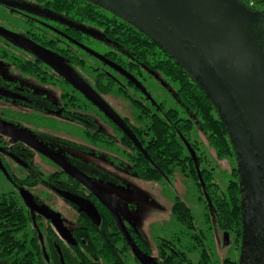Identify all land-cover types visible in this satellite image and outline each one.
I'll return each instance as SVG.
<instances>
[{
	"label": "flooded vegetation",
	"instance_id": "obj_1",
	"mask_svg": "<svg viewBox=\"0 0 264 264\" xmlns=\"http://www.w3.org/2000/svg\"><path fill=\"white\" fill-rule=\"evenodd\" d=\"M0 2L7 9V14L14 19V25L18 23L21 26L17 31H13L0 25V35L6 38L8 44L4 43L8 56L0 57V61L10 65L11 70L20 77L28 78V81L32 82L34 86L32 89L25 85L24 89L17 90L13 86L15 81H4L5 88L1 87L7 91V94L4 96L0 92V97H5V100L11 105L19 107L22 112L23 109L29 112L19 115V117L13 116L12 119L0 121V127L49 151L60 164L78 171L99 188V184L86 174V164L70 153L69 149L71 145L74 146V142L70 137L72 129L70 128L71 131L68 132V127L72 126L74 129V126H77V132L79 130V133L82 134L81 138L86 141L85 144L119 155L117 145L120 143L129 145L127 148L124 146L122 148L129 151L125 161L131 167L133 165L131 159L137 158V154L140 152L120 128L78 93L69 82L59 75V72L73 75L88 85L126 124L141 147L140 141L150 140L147 126L152 118H162L163 121L167 120L169 123L167 113L170 110L178 112L179 115L186 114L183 107L181 111H177L172 108L165 109L163 103L155 104L153 102L155 104L153 110L145 105L150 97H147L149 92L146 91L142 82L148 78L154 80L155 76L158 81L166 84L156 73L149 74L139 71L138 63L119 47L122 43L126 44V39L120 34L125 36V33H129L127 28H122L121 23H119L120 25L108 23L98 28V31L103 35L102 41L99 42L91 38V35L80 34L83 29L77 24L74 26L59 24L55 22L57 19L55 15L30 10L25 2L14 0H0ZM81 22L86 27L96 28L90 23ZM75 28H78L79 32L75 31ZM6 33L20 37L21 42L6 36ZM29 46L41 50L44 54L33 53ZM14 47L16 49H13ZM41 87L45 88L46 97L42 95L39 97L37 88L40 90ZM51 91L54 96L51 95ZM51 100H55V102L53 103ZM121 100L129 101L126 107L130 109L133 107L139 112L133 120L122 114L126 107L122 110L121 108L117 109ZM144 119H148V123ZM141 121L145 123L143 124ZM167 122L165 123L167 124ZM59 123L61 130L56 127ZM191 143L196 146V143ZM82 147L87 148L84 145ZM59 148L61 151H57ZM0 177L11 186L10 191L18 196L23 205L25 204L21 198V191L28 194L35 206V210H29V214L33 223L38 225L37 228L39 227L42 231L44 227L51 229L48 232L52 238L47 241L43 240L40 234L38 235L41 251L46 261L49 260L45 248L50 252L52 249L61 264L63 263L61 249H65L70 258H75L77 252H80L85 259V252L88 250V247H85V242L90 231L94 230L96 226L107 232L108 226L111 227L110 221L113 220L115 224L110 212L98 199L73 176L63 170L59 164L42 155L30 145L2 133H0ZM55 199H58L59 202H56ZM46 208L59 217L60 223L67 230L66 239L42 214V210ZM123 214V222L129 223L125 212ZM255 214L259 216L262 214L259 207ZM260 220L264 221V218L262 217ZM115 227L118 232L116 224ZM263 229L264 226L260 225L257 228L251 225L256 239L261 240V236L264 238ZM219 232L224 238L232 237L231 232ZM120 234L118 232V235L114 233L112 236L113 243L115 241V244H119L114 248H116V253L119 252V256L124 255L128 259L131 251ZM243 234L242 225L241 235L238 238L236 236L237 239L240 238L239 243L236 245L234 239L231 238V243H234L235 247L239 248ZM142 252L148 256L147 250H142ZM130 257L133 263H130L128 259L127 264H139L132 253ZM54 261L52 256L50 262L54 263Z\"/></svg>",
	"mask_w": 264,
	"mask_h": 264
},
{
	"label": "rangeland",
	"instance_id": "obj_2",
	"mask_svg": "<svg viewBox=\"0 0 264 264\" xmlns=\"http://www.w3.org/2000/svg\"><path fill=\"white\" fill-rule=\"evenodd\" d=\"M91 1L98 3V7H104L103 9L108 14L138 27L145 34L160 43L203 86L214 102L218 117L225 122L234 140L235 156L223 162L217 161L206 136L198 127H194L190 141L197 143V153H200L201 156L203 155L207 160L206 165L213 168L211 181L217 184L219 192H223L227 183L231 181L237 182L244 193L245 191L249 192L251 189L253 190L252 193H247V198L243 202V218L244 222L247 223L243 243L239 245V248L237 246L236 248L235 244L239 243V239L236 238L235 233L231 234V238L234 239L235 244L231 243V238H224L220 234L214 224L213 212L209 203V192L206 190V187L198 188L191 175L186 176L180 171L183 168L175 166L173 173L167 178L163 177L157 181L143 180L134 173L130 164L125 161L127 160L126 156L129 154V151L123 149L122 146L127 148L129 145L126 146L124 143L117 145L120 155L93 147L92 145L85 144L86 141L81 138L82 134L79 133V130L77 132V126H74V129L70 126L67 130L68 132L71 129L73 131H71L70 137L71 141L74 142V146L71 145L69 149L70 153L86 164V174L92 177L99 184L100 189L125 212L129 223H124V226L127 228L128 233H130L129 235L136 245L140 246L139 243L143 242L147 246V254L153 260L158 258L160 251L158 245L162 244L163 246L164 241L171 245L173 243L178 248L188 251L193 244V240L188 236L189 232L200 238L202 246L209 253L213 264H221L224 259H230L238 264H253V260L257 258L254 249L256 241H254L255 238L249 225L254 226L256 224L257 217L254 216V213L260 202L256 193L259 188V180L255 169L256 164H253V155L250 151V143L252 142L250 134L231 89L221 77L208 53L192 35L177 24L169 22L160 13L143 6V4L142 6L137 5L138 3L135 2L133 4L130 0ZM6 10V8L0 5V25L8 30L17 31L21 26L18 23L14 25V19L7 14ZM87 33L94 38L96 36L100 37L101 34L97 29L92 27L87 28ZM263 55L264 41L263 51H261L258 45L254 47L256 59L263 62ZM0 78V92L4 96L7 94V91L2 88L4 87V81H15V85L13 86L17 90L24 89L25 85L30 86L32 89L34 87L32 82L28 81V78L20 77L11 70L10 65L3 61H0ZM153 78L154 80L148 78L145 82H142L146 91L149 92L147 97H150L145 102V105L154 110L153 105L163 103L165 109L172 108L181 111V103L176 100L174 94L168 88L172 86L164 85L155 76ZM260 78L264 82V76ZM37 90L39 91V97L41 95L46 97L45 88L41 87L40 90L38 88ZM51 95L54 96L52 91ZM4 98L0 97V121L12 119L13 116L19 117V115L29 112L25 109L22 112L19 107L11 105ZM51 101L55 102V100ZM128 103L129 101L127 100H121L120 106L117 109H124ZM138 113L133 107L131 109L126 107L122 114L129 116L133 120ZM182 116H186V114ZM144 120L146 123L149 121L148 119ZM141 122L145 123L144 121ZM56 127H59V130H61L60 123ZM83 145L87 148H83ZM186 145L190 147L189 143H186ZM57 151H61V148ZM197 167L201 169L203 166L198 164ZM188 169L186 167L184 171L187 173ZM199 182L202 183V180L199 179ZM10 190L11 186L0 177V194H7ZM176 198L188 206L193 217L195 230H185L186 235H182L184 233L183 227L177 222L175 215L172 213V207ZM55 200L59 202L58 199ZM110 222V226L116 229L113 220ZM262 231L264 232V229ZM136 236L142 239V242L138 240V243ZM115 245L119 246L118 243ZM117 254V256L120 255L119 252ZM130 254L128 259L130 263H133ZM188 259L196 262L198 260V253L196 251L189 253ZM257 263L262 264L260 261H257ZM0 264H5V262L0 261Z\"/></svg>",
	"mask_w": 264,
	"mask_h": 264
},
{
	"label": "trees",
	"instance_id": "obj_3",
	"mask_svg": "<svg viewBox=\"0 0 264 264\" xmlns=\"http://www.w3.org/2000/svg\"><path fill=\"white\" fill-rule=\"evenodd\" d=\"M14 1L25 2L30 10L55 15L57 18L55 22L59 24L70 26L77 24L83 29L80 34L85 33L88 36H90L86 31L88 27L81 21L87 24L90 23L97 30L108 23H121L122 28H127L126 30L129 33H125L126 37L120 34L126 39V44L122 43L119 47L124 49L127 55L138 63L139 71L142 73L148 72L149 74L156 73L167 86L171 85L172 87L168 88H170L176 100L181 103L183 111L186 113V116H182V114L179 115L178 112L170 110L167 113L169 123L167 120L163 121L162 118H152L149 121L147 131L150 140L140 141L149 159H146L140 153L137 154V158L131 159L134 172L143 180L157 181L163 177H169L175 166L183 168L179 170L186 176L191 175L198 188L206 187L209 192V203L213 210L215 227L221 232L235 233L238 238L241 235L243 221V202L247 198V193L250 192L245 191L244 193L235 181L228 182L225 190L219 192L217 184L211 181L213 168L206 165L207 160L203 155L197 153V143L195 146L190 141L191 133L194 127L197 126L206 136L217 161L223 162L235 156L227 128L223 120L218 117L213 101L200 83L159 44L152 41L142 31L118 17L108 14L107 11L98 7L92 1ZM235 1L247 10L256 13L264 21V0ZM0 3L4 7L3 3ZM77 29L75 31H78ZM248 30L253 39L263 46L264 29L257 25H250ZM102 37L103 35L100 34V37L96 36L94 40L101 42ZM4 43H6V38L0 35V57L2 58L8 56ZM13 49H16V47ZM114 98L116 99V97ZM186 143L190 144L195 159L189 154L185 146ZM198 164L203 167L200 169L197 167ZM186 167L189 168L187 173L184 171ZM199 179L202 180V183L199 182ZM172 213L175 215L177 222L183 227L184 233L182 235H186L185 230H195L191 211L183 201L175 199ZM37 226L30 217L29 209L23 205L14 192L9 191L7 194H0V261H4L5 264H61L52 249L50 252L45 248L49 261L45 260L38 235L40 234L42 239L47 241L52 238L48 232L50 228L44 227L42 231ZM94 228L86 238L85 247H88V250L85 252V259H83L84 256H81L80 252H77L75 258H70L67 251L61 249L62 264H127V257L124 255L117 256L116 248H114L115 241L113 243L112 236H114V233L118 235L117 229L108 226L107 232H104L102 228L99 229L96 226ZM188 236L193 240V244L188 251H184L173 243L171 245L166 241L163 242V246L162 244L158 245L160 251L158 258L155 259V264H213L209 253L202 246L200 238L189 232ZM136 238L137 241L142 240L138 236ZM142 243H139L140 246L137 245L138 248L141 251L148 250L147 246ZM194 251L198 253L196 262L188 259L189 253H194ZM52 256L55 259L54 263L50 262ZM221 264L238 263L230 259H224Z\"/></svg>",
	"mask_w": 264,
	"mask_h": 264
},
{
	"label": "water",
	"instance_id": "obj_4",
	"mask_svg": "<svg viewBox=\"0 0 264 264\" xmlns=\"http://www.w3.org/2000/svg\"><path fill=\"white\" fill-rule=\"evenodd\" d=\"M130 1H132L133 4L138 3L137 5L140 6L143 4V6L160 13V15L169 20V22L175 23L180 28L188 31L208 53L221 77L231 89V92L242 112L245 124L250 134L252 141L250 143V151L253 155V164H256L255 169L257 171V177L259 180V188L256 193L260 200L258 207L262 214H260V216L256 215L257 213L254 215L257 217L256 224L254 226L257 228L260 225L261 227L264 226V221L260 220V218H264V82L260 78L261 76H264V61L261 62L254 56L255 45H258V47L261 48V51H263V46L253 39L248 30L250 25L262 26L260 28L264 29V21L256 13L247 10L235 0ZM95 4L97 5L98 3ZM101 8L104 7L101 6ZM135 28L142 31L138 27ZM5 35L18 42H21L20 37H15L12 35V33H6ZM145 35L152 41L156 42L151 36L147 34ZM156 43L160 45V43ZM29 48L35 54H44V52L41 50H36L35 47L29 46ZM168 54L172 57L171 53ZM177 62L182 66L179 61ZM118 71L124 74L122 70L118 69ZM59 75L69 82L78 93L84 96L90 103H92L102 113H104L108 119H110L118 128H120L124 135L130 138L138 152L142 153L146 159H149L146 152L136 141L126 124L98 97L96 93L92 91V89H90L88 85L73 75H67L63 72H59ZM226 128L233 144L234 140L229 128ZM0 133L30 145L42 155L59 164L63 170L73 176L80 184H82V186L87 188L91 194L94 195L98 201L110 212L119 232L121 233L132 255L136 258L139 264H155V261L151 257L141 252L133 242L122 220L124 212L93 181L73 168L65 167L64 165L60 164L58 159L52 155V153L30 141H27L26 138L14 132L6 131L2 127H0ZM185 146L189 150V154L194 158V152L191 151L188 145L185 144ZM249 192L252 193L253 190L251 189ZM21 198L25 206L30 211L35 210L34 204L25 191H21ZM42 214L52 222L53 226L58 230L60 235L66 239L67 230L60 223L59 217L47 208L42 210ZM242 225L244 229V234L242 237H244L247 228V223L244 222V218ZM249 227L251 228V224ZM252 232L255 238L254 241H256L254 249L257 254V258L253 260V264H256L257 261H260L262 264H264V238H262L260 235L261 240L256 239L255 232Z\"/></svg>",
	"mask_w": 264,
	"mask_h": 264
},
{
	"label": "bare ground",
	"instance_id": "obj_5",
	"mask_svg": "<svg viewBox=\"0 0 264 264\" xmlns=\"http://www.w3.org/2000/svg\"><path fill=\"white\" fill-rule=\"evenodd\" d=\"M188 150V149H187ZM188 152H189V150H188Z\"/></svg>",
	"mask_w": 264,
	"mask_h": 264
}]
</instances>
